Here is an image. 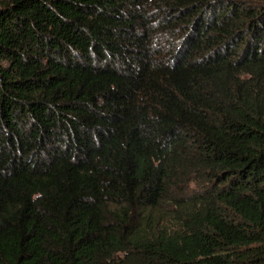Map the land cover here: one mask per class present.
<instances>
[{
	"label": "trees",
	"instance_id": "1",
	"mask_svg": "<svg viewBox=\"0 0 264 264\" xmlns=\"http://www.w3.org/2000/svg\"><path fill=\"white\" fill-rule=\"evenodd\" d=\"M0 264H264V0H0Z\"/></svg>",
	"mask_w": 264,
	"mask_h": 264
}]
</instances>
